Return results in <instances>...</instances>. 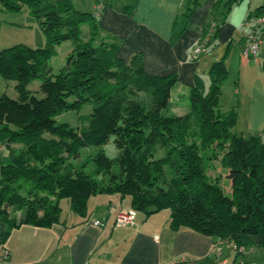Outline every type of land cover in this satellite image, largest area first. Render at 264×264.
<instances>
[{
  "label": "trees",
  "instance_id": "16d2710c",
  "mask_svg": "<svg viewBox=\"0 0 264 264\" xmlns=\"http://www.w3.org/2000/svg\"><path fill=\"white\" fill-rule=\"evenodd\" d=\"M241 1L215 0L195 45L202 48L200 56L218 48L220 29ZM0 5L10 13L26 8L47 39L43 48L18 44L0 50V77L14 81L17 94L16 99L0 96V148L9 152V161L0 164L5 238L23 225L49 228L59 223L61 200L68 201L72 213L86 218L90 197L118 195L128 198L143 220L168 210L172 231L187 229L228 244L234 251L230 264L242 262L243 250L264 251V131L237 135L235 109L219 110L229 74L225 59L234 39L211 64L207 85L199 74L194 76L189 111L165 115L177 76L146 74L140 54L127 63L118 59V46L99 26L104 7L88 14L77 12L71 0H0ZM199 5L193 0L186 20ZM123 13L131 16L133 8L127 6ZM263 16L264 4L249 12L244 23ZM85 24L90 26L83 40ZM261 26L255 25L252 33L262 38ZM64 41L72 43L67 65L53 74L47 63L55 46ZM258 63L264 69V55ZM38 78L39 98L27 89ZM86 104L91 113L85 125L74 129L55 120ZM111 136L117 158L99 151L91 174L84 171L86 163L72 166L70 160L80 149L101 147ZM214 142L227 148L220 163L228 170L229 196L209 181L202 166L201 152ZM158 149L164 151L161 157H156ZM114 162L118 173L112 172Z\"/></svg>",
  "mask_w": 264,
  "mask_h": 264
},
{
  "label": "crops",
  "instance_id": "0c3cea01",
  "mask_svg": "<svg viewBox=\"0 0 264 264\" xmlns=\"http://www.w3.org/2000/svg\"><path fill=\"white\" fill-rule=\"evenodd\" d=\"M103 1L96 6V10L104 7L98 15L99 26L105 38L118 46L117 58L127 63L140 54L146 74L176 75L169 110L184 115L181 112L187 107L180 97L190 91L196 74L202 77L209 70L207 64L203 67L202 56L193 62L190 54L210 19L215 0H198L200 5L188 20V0H132L131 16L123 13L125 7L115 8ZM263 4L264 0H249L247 6L233 9L217 36L218 50H225L229 41L235 40L225 64L229 74L234 68L237 82L229 94L222 88L220 102L227 99L228 103L222 113L235 108L236 125L242 122L248 136L264 131V69L260 63L245 61L241 56L243 37L252 27L244 22L249 12ZM261 30L264 41V24ZM87 206L86 218L70 210L81 219L71 217L68 221L61 217V209L59 223L49 228L23 225L12 230L7 238L6 225L0 221V246L10 253L3 264H214L221 260L230 264L234 258V251L226 243H217L187 229L172 231L167 210L146 220L137 214L134 226L116 227V216L131 209L128 198L97 195L89 198ZM96 220L104 225H92ZM242 264H264V251L244 250Z\"/></svg>",
  "mask_w": 264,
  "mask_h": 264
},
{
  "label": "rangeland",
  "instance_id": "374dc122",
  "mask_svg": "<svg viewBox=\"0 0 264 264\" xmlns=\"http://www.w3.org/2000/svg\"><path fill=\"white\" fill-rule=\"evenodd\" d=\"M106 4L115 8L126 7L131 5L132 0H105ZM256 1V0H254ZM103 0H71L73 8L80 13H88L95 14L96 6H99L103 3ZM249 0H242L238 5L234 7V9L240 5L247 6ZM193 6V0H188V12ZM233 11V10H232ZM92 23V22H90ZM89 23V24H90ZM251 24L252 32L253 27L255 26L254 21L249 22ZM248 23V24H249ZM89 24H85L81 27V38L86 40L88 37V26ZM246 25V24H245ZM250 27V26H249ZM246 32V33H248ZM105 36V33L102 32ZM47 39L43 32L40 30L36 19L29 15L27 9L24 8L21 12L10 13L5 12L1 9L0 5V50L12 47L14 45L22 44L28 46L32 49L43 48L46 45ZM72 43L70 41H64L55 46V54L49 59L47 65L52 69L53 74H57L61 69H63L67 65V55L71 51ZM224 51V48L217 49L215 53L212 55H202V64H207V69L210 68L211 64L220 59L221 53ZM253 64V63H251ZM201 72V71H200ZM206 85L209 83L207 74L202 75ZM235 82H237L236 71L234 68H231L230 74H228V78L223 83V90L229 94L235 87ZM41 84L40 78L31 80L27 86V89L34 94L36 97H41V93L39 91V87ZM15 82L12 80H5L0 77V96L3 94L7 95L12 99L17 98V94L15 92ZM183 106H186L187 109L182 110V114L187 113L189 111V92L185 94V96H181ZM231 101V99H229ZM234 103V100H233ZM228 106L227 99H223L220 102L219 110L224 112L225 107ZM235 109V108H234ZM236 111V109H235ZM91 113V105H84L79 111H66L62 112L55 116V120L58 123H67L72 128L76 129L86 124L87 119ZM165 115H171L172 112H165ZM233 131L237 135H243V137H247L245 128L243 127V123L239 122L233 129ZM114 138L111 136L108 142L101 147H87L79 150V156L76 159H71L70 163L72 166H77L80 163H86L84 167V171L88 174H91L96 169L95 162L93 158L97 155L99 151H103L104 154L111 158H117L118 151L113 142ZM226 146L219 144L218 142H214L209 147L204 149L201 152L202 157V166L205 172V175L208 177L209 181L213 184L219 186L225 195H230V180L228 178V170L221 166L220 160L223 155L226 153ZM164 151L162 149H158L156 157H161ZM2 158V162L0 164H5L9 161V152L6 147L0 148V159ZM119 168L118 164L114 162L112 165V172L118 173ZM93 178L95 180H101V175H94ZM161 187L165 188V184H160ZM60 207L62 209L61 217L63 219H68L74 217L70 211L69 203L67 200H61ZM169 213V211L167 210ZM94 217V215L92 214ZM76 219H81L74 217Z\"/></svg>",
  "mask_w": 264,
  "mask_h": 264
},
{
  "label": "built area",
  "instance_id": "2783aa9c",
  "mask_svg": "<svg viewBox=\"0 0 264 264\" xmlns=\"http://www.w3.org/2000/svg\"><path fill=\"white\" fill-rule=\"evenodd\" d=\"M255 25H263L264 24V16L258 18L254 21ZM245 43L242 49V58L245 61H254L258 62L259 57L264 55V41L260 36H256L252 32L246 34L244 37ZM202 53V48L197 46L193 48L190 54V60L196 62ZM137 213L133 209H129L127 211L119 213L115 218V226L116 227H125V226H134L136 222ZM92 225L102 227L104 223L102 221L96 220L92 222ZM240 250H243L242 248ZM244 251V250H243ZM9 250L0 246V264L6 263L9 259ZM218 264H226L225 260L218 261ZM242 264V262L240 263Z\"/></svg>",
  "mask_w": 264,
  "mask_h": 264
}]
</instances>
